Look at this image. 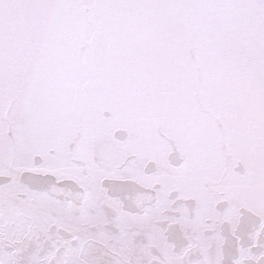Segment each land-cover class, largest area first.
I'll return each mask as SVG.
<instances>
[{"label": "snow or ice", "instance_id": "1", "mask_svg": "<svg viewBox=\"0 0 264 264\" xmlns=\"http://www.w3.org/2000/svg\"><path fill=\"white\" fill-rule=\"evenodd\" d=\"M0 264H264V0H0Z\"/></svg>", "mask_w": 264, "mask_h": 264}]
</instances>
